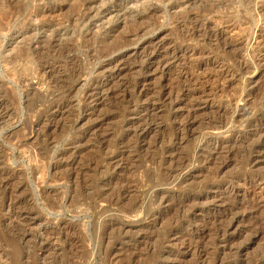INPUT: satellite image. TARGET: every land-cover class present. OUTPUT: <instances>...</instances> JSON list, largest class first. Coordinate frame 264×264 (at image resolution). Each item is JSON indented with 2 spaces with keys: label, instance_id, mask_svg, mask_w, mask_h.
<instances>
[{
  "label": "rangeland",
  "instance_id": "1",
  "mask_svg": "<svg viewBox=\"0 0 264 264\" xmlns=\"http://www.w3.org/2000/svg\"><path fill=\"white\" fill-rule=\"evenodd\" d=\"M0 264H264V0H0Z\"/></svg>",
  "mask_w": 264,
  "mask_h": 264
},
{
  "label": "bare ground",
  "instance_id": "2",
  "mask_svg": "<svg viewBox=\"0 0 264 264\" xmlns=\"http://www.w3.org/2000/svg\"><path fill=\"white\" fill-rule=\"evenodd\" d=\"M186 1H188V0H186ZM88 2V1H87ZM90 5H91V3H89ZM86 5V4H85ZM94 6V5H93ZM93 6H90L89 7V5H88V10L85 12V13H83L84 14V18H86V19H90V18H92L93 16H95L96 14H98L99 12H101V10H100V7H97V6H95V7H93ZM86 8V7H85ZM147 8V7H146ZM153 8V7H152ZM152 8H147V10H143L142 11V13L140 14V15H142V16H146L147 14H149L151 11H153V9ZM144 11H146V12H144ZM138 14V13H137ZM82 15V14H81ZM141 16V17H142ZM187 16V15H186ZM185 16V17H186ZM140 17V16H139ZM184 18V17H183ZM188 18H193L192 16H190V15H188L187 16V19ZM88 19V20H89ZM192 20V19H191ZM138 33V32H137ZM42 40H44L43 38H41ZM40 40V39H39ZM42 40H41V43H42ZM48 40V39H47ZM46 40V41H47ZM45 41V40H44ZM39 42V41H38ZM38 42H36V44H39ZM48 42V41H47ZM34 43V42H33ZM46 43V42H45ZM117 47L118 46H116V45H113V46H108V47H106V48H104V49H101L99 52H100V56L101 57H107L110 53H112V52H114L115 50H117ZM113 60L112 59H109L108 60V63H111ZM143 134V133H142ZM141 133L139 134V135H142ZM144 134H146V133H144Z\"/></svg>",
  "mask_w": 264,
  "mask_h": 264
}]
</instances>
